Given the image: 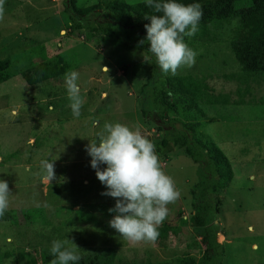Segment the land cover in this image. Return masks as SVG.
Listing matches in <instances>:
<instances>
[{
  "label": "rangeland",
  "instance_id": "374dc122",
  "mask_svg": "<svg viewBox=\"0 0 264 264\" xmlns=\"http://www.w3.org/2000/svg\"><path fill=\"white\" fill-rule=\"evenodd\" d=\"M104 1L107 0H79V5ZM125 1L134 4L142 0ZM66 17L64 0H3L0 4V61L9 56L19 62L20 54L30 55L31 48L41 42L47 43L50 54L68 52L70 70L79 73L83 101L80 116L74 117L64 75L34 86L19 76L0 82V179L8 182L12 210L10 220L0 221V264H46L45 247L51 244L44 242L49 233L43 238L42 232L51 229L59 236L58 228L67 226L59 223L61 211L68 214L79 208L95 214L89 222L77 227L73 222L66 227L67 238L79 247L80 257L110 244L118 247L123 261L137 264L167 262L185 253L199 260L206 245L193 231L190 220L193 189L200 180L199 165L182 150L167 159L158 156L180 193L174 201L178 205L168 204L166 221L182 228L168 247L161 246L157 239L141 246L109 226L113 214L108 209L115 198L101 194L104 185L90 166L85 145L106 121L121 122L138 127L156 151L161 132L139 107L140 90L150 75L152 60L137 49L91 41L88 35L71 36ZM225 31L219 30V35ZM193 50L197 53L195 63L178 68L175 74L206 77L216 92L230 93L237 100L239 84L223 77L225 73L241 71L229 41L209 46H199L197 41ZM29 61H21L19 67L28 68L39 58ZM254 87L245 104L205 108L210 119L202 130L230 158L234 172L218 203L220 211L214 224L221 231L217 240L224 242L222 251L213 258L214 264H264V83ZM167 115L186 120L182 105L173 104ZM93 120L98 122L95 127ZM46 157L55 159L52 180L40 167ZM28 166L30 171H25ZM74 216L70 215V219ZM183 218L186 224L180 223ZM77 220H81L79 215ZM9 236L11 242L7 240Z\"/></svg>",
  "mask_w": 264,
  "mask_h": 264
},
{
  "label": "trees",
  "instance_id": "16d2710c",
  "mask_svg": "<svg viewBox=\"0 0 264 264\" xmlns=\"http://www.w3.org/2000/svg\"><path fill=\"white\" fill-rule=\"evenodd\" d=\"M182 2L192 3L193 0ZM199 3L203 15L198 23V31L191 37L185 36V42L193 49L197 41L199 46L229 41L241 71L225 73L223 77L239 84L237 100L230 93L216 92L206 77L191 73L164 75L159 71L155 58L148 51L147 42L144 45L139 43L146 36L144 25L150 22L145 15L155 14L154 9L145 4V0L134 4L125 0H107L88 6L79 5V0H64V15L70 23L68 34L71 36L88 35L91 41L107 42L128 50L137 49L149 55L152 68L140 90L139 107L146 119L152 121L161 132L155 143L157 155L167 159L171 153L182 150L199 165L200 180L193 189L194 209L190 220L193 231L201 237L206 250L199 260L185 253L158 264H214L213 258L222 251L223 243L217 240V233L221 231L214 223L220 211V195L229 186L234 172L230 158L208 140L202 130L204 122L210 119L205 108H217L230 103L245 104L247 97L253 95L254 85L264 83V0H199ZM219 30L226 31L219 35ZM24 55L20 54L19 62L9 56L0 61V82L19 76L29 86L40 85L59 79L71 68L68 52L50 54L47 43L41 42L31 48L30 55ZM36 56L39 58L37 63L28 68L19 67L21 61L27 62ZM173 104L184 107L185 121L168 117L167 112ZM172 204L176 206L177 202ZM167 208L168 215L158 228L157 241L163 247H168L170 240L179 235L182 228L166 221L169 205ZM63 213L61 211L59 223L66 227H70L73 222L77 227V224L89 222L95 216L84 208ZM73 214L75 216L70 219ZM11 215L12 210L8 208L0 221L10 220ZM77 215L81 220H77ZM180 223L186 224L187 219L183 218ZM66 227L58 228L59 236L51 229L42 232L45 234L43 238L49 233L44 242L51 244L52 239L67 238L69 233ZM138 242L143 246L148 241ZM45 250L47 255L43 263L52 264L54 257L50 254V247H45ZM118 253L117 246L106 244L99 247L98 251L84 253L77 264H137L123 261Z\"/></svg>",
  "mask_w": 264,
  "mask_h": 264
},
{
  "label": "clouds",
  "instance_id": "9594fccd",
  "mask_svg": "<svg viewBox=\"0 0 264 264\" xmlns=\"http://www.w3.org/2000/svg\"><path fill=\"white\" fill-rule=\"evenodd\" d=\"M145 4L154 9L155 14L145 15L150 22L144 25L146 36L139 43L147 42L159 71L164 75L175 74L182 66H192L197 53L188 47L184 38L198 31L203 15L199 0L192 3L145 0ZM147 59L144 57L145 61ZM63 79L72 115L79 117L83 104L79 73L70 70ZM97 123L92 121L94 127ZM85 150L90 166L104 185L101 194L115 198L114 205L108 209L113 214L109 226L128 240L155 241L159 225L168 215L167 205L180 193L172 176L163 170L151 140L138 127L106 121L95 138H89ZM54 160L46 157L40 161L41 170L49 180L55 178ZM25 171H30V166ZM10 195L8 182L0 179V217L9 208ZM7 240L11 242L12 237ZM78 249L68 238L53 240L49 250L54 257L52 264H77L80 260Z\"/></svg>",
  "mask_w": 264,
  "mask_h": 264
},
{
  "label": "crops",
  "instance_id": "0c3cea01",
  "mask_svg": "<svg viewBox=\"0 0 264 264\" xmlns=\"http://www.w3.org/2000/svg\"><path fill=\"white\" fill-rule=\"evenodd\" d=\"M221 234V236H223V237H225V235L223 234V233H220ZM224 242V241H223ZM223 242H221V243H223Z\"/></svg>",
  "mask_w": 264,
  "mask_h": 264
}]
</instances>
